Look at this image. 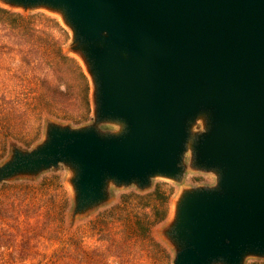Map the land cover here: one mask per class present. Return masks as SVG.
<instances>
[{"label": "water", "instance_id": "water-1", "mask_svg": "<svg viewBox=\"0 0 264 264\" xmlns=\"http://www.w3.org/2000/svg\"><path fill=\"white\" fill-rule=\"evenodd\" d=\"M0 2L62 17L93 101L91 123L50 119L34 148L13 145L0 184L64 164L76 220L113 186L212 173L182 190L163 229L173 264L264 259V0Z\"/></svg>", "mask_w": 264, "mask_h": 264}, {"label": "rangeland", "instance_id": "rangeland-1", "mask_svg": "<svg viewBox=\"0 0 264 264\" xmlns=\"http://www.w3.org/2000/svg\"><path fill=\"white\" fill-rule=\"evenodd\" d=\"M0 5L10 8L1 2ZM11 9L23 14L50 15L69 36L66 39L61 29L39 18L0 20V146H5L0 151V164L9 158L12 143L32 149L44 140L46 117L74 127L93 120L92 113L76 121L79 110L72 98L62 93L65 69L54 44L70 50L72 40L62 17L46 9ZM31 46L35 49L32 53L18 52L20 47ZM70 53L86 71L81 57ZM35 76L39 81L33 79ZM31 80L39 85L29 83ZM34 90L53 94L54 104H47V108L56 110L57 115L48 111L51 109H40L39 115L28 109L14 115L8 112L17 100L26 102L24 98ZM42 94L35 101L41 105ZM71 176V170L60 164L37 178H17L0 184V264H173L175 251L163 229L174 216L179 195L184 188L216 182L214 174L190 169L180 183L155 178L151 188L144 191L135 185L113 186L109 202L72 220ZM164 206L168 216L156 223ZM48 217L59 219L53 239L49 238L55 226ZM138 221L143 222L142 227L137 226ZM247 264H264V259L250 257Z\"/></svg>", "mask_w": 264, "mask_h": 264}, {"label": "trees", "instance_id": "trees-1", "mask_svg": "<svg viewBox=\"0 0 264 264\" xmlns=\"http://www.w3.org/2000/svg\"><path fill=\"white\" fill-rule=\"evenodd\" d=\"M29 14V12H27L26 14H23L21 12L12 10L11 8H7L5 6L0 5V20H4L5 18L10 19V21H16L19 19L22 20H26V19H35V18H39L42 20H45L49 23H51L52 25H54L55 27L61 29L64 33L65 38L67 39L69 34L68 31L60 24V22L50 16L47 15L45 13H41V14ZM35 49H32V46L30 48H24V47H20L18 52L20 54H29L32 53ZM54 51L56 53V56H59V59L61 60V62L63 63L62 67H64L65 69V91H62V93L65 96L71 97L72 98V102L73 104L77 107V109L79 110V118H77L76 121H78V119H82L83 117H86L90 114L93 113V101H92V84H91V80L89 78V76L87 75L86 71L84 70L83 66L81 65V63L76 59V57H74L73 55H71V53L64 48L61 44L60 46H57L56 44H54ZM33 79L38 80L39 78L37 76H35ZM29 83L33 84V85H39L38 82L31 80ZM28 83V84H29ZM27 84L24 85V87H26ZM41 86V85H40ZM27 88V87H26ZM44 91L43 90H39V92L36 90L34 91H29V94L26 98V102H24L21 98V100H17L16 103H13L12 106H10L9 109V113L11 114H17L19 112H22L26 109L29 110V112L34 113L35 115H39L40 113V109H51L48 110L50 111L51 114L53 115H57V111L53 110V108H47V104H54V97L53 94H50L49 92H45L44 95L42 94ZM31 93V94H30ZM42 94V104L40 103L38 104L37 100H39V96ZM52 111V112H51ZM56 113V114H55ZM36 117V116H34ZM10 118V117H9ZM50 119H54L51 117H46L45 121H48ZM14 145L13 143L11 144V146ZM5 146H0V151L4 150ZM166 203V201H164V204ZM164 212L162 213L161 216L157 217L154 221L156 223H159L163 220H165L168 216V210L167 207L164 206ZM51 217H48V220L50 221ZM56 217L51 218V223H52V227L55 226L52 230L53 233L51 235V237L49 239H53L54 237L57 236V232H56V223L57 221H59V219H57L55 221ZM137 226L138 227H142L143 226V222L138 221L137 222ZM150 228V227H149Z\"/></svg>", "mask_w": 264, "mask_h": 264}]
</instances>
